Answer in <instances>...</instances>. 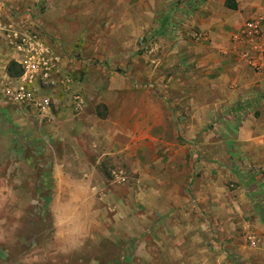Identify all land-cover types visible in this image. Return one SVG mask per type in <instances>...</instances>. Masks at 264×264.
<instances>
[{
    "label": "rangeland",
    "instance_id": "rangeland-1",
    "mask_svg": "<svg viewBox=\"0 0 264 264\" xmlns=\"http://www.w3.org/2000/svg\"><path fill=\"white\" fill-rule=\"evenodd\" d=\"M52 5L0 0V58L12 51L6 29L31 26L60 44L70 78L49 109L9 104L8 115L0 107V264H210L214 254L264 264V179L235 145L232 116L216 115V100L200 97L194 49L186 59L170 23L154 28L164 14L98 11L96 0ZM263 6L240 3L244 19ZM183 37L211 41L206 30ZM73 94L84 100L79 112ZM62 108L71 117L65 129ZM78 153L74 165L98 189L85 196L91 212L69 217L81 226H59L52 157L65 156L67 167Z\"/></svg>",
    "mask_w": 264,
    "mask_h": 264
},
{
    "label": "crops",
    "instance_id": "crops-1",
    "mask_svg": "<svg viewBox=\"0 0 264 264\" xmlns=\"http://www.w3.org/2000/svg\"><path fill=\"white\" fill-rule=\"evenodd\" d=\"M55 1L56 0H22L25 5L30 6L37 2H47L51 8L54 7L52 4L55 3ZM83 1L85 4L93 2V0ZM234 1L237 5L236 9L226 7L225 0H163L164 6L167 5V7L163 6L158 10L156 8L158 0H96V3L99 2L98 11L102 9V5H106L107 7L110 5H118L117 9H121L122 14H164L162 20H158L157 27L155 26L154 28L161 33L164 31L165 25L170 23L169 26L174 27L173 34L178 33V36L175 37L178 38L177 44L183 47L184 52H187L188 56H186V59L191 58L192 55H190V52L191 49H194L196 54L195 63L197 64L196 84L201 90L200 97H202V100H216V115L221 116L223 114H228L229 117L232 116L231 121H233V123L228 125L229 129L233 128L234 142H237L235 145L243 149L242 154H244L245 161L252 166L253 170L255 167L259 169L261 176L258 178L263 180L264 70H255L248 66L246 62L239 57L237 51L233 49L230 43V34L247 19L244 18L247 15L246 13H248V11L246 12L240 9L242 0ZM68 2H70L71 6L74 8L73 4L77 2V0H68ZM103 9L106 8L103 7ZM157 11L158 13H156ZM260 11L254 14L257 15ZM229 14L235 15H232L233 17H228ZM28 18L29 17H26L25 20L20 18V21L23 20V22L27 23ZM190 29L199 30L201 32L203 30L208 31L211 35V41L192 42L184 38V31L187 30L188 32ZM9 53L11 55L7 53L5 57L0 58V107L3 113L8 115L11 111L10 106H14L18 112H25L24 110L28 107H20L14 104L8 106L9 104L5 102L2 96L1 87L9 77L6 72L7 63L15 58V54L12 51ZM65 63L66 60L64 57L63 66L66 65ZM209 82H211L212 85L211 94L209 93V89H207V84ZM29 108L35 110L34 108ZM50 112L51 111H49V113ZM52 116L55 117L54 114H52ZM56 117L61 121L62 129L68 126V123L65 122L66 118H71L66 108H62ZM80 125L83 126V124H76L75 126L80 127ZM82 129H84V126ZM66 137H68V140L65 141L69 143L71 138L68 135H66ZM74 142L77 143V141ZM72 147L74 151H76L79 145ZM78 158L83 159L78 153L75 157L77 160H71V163L69 162L66 167V162L68 160L65 156L59 157L55 155V157H52L53 165L51 167V178L53 180L54 191L52 209L55 211H62V215L59 217V224L60 222L62 223L59 226H64L66 224L68 226H81L77 224L76 218L69 217L72 215L77 216L75 212L80 214L84 211H92L93 202L90 198L85 196L90 195L95 189L97 190L98 187L91 186V184L89 185L85 181V177L88 176V173H82L80 170L81 167L74 165L79 162ZM252 172L253 171L249 174L251 175L250 177L254 178ZM260 207L262 212H264V204ZM102 215L103 213L100 212V216ZM188 222L191 224V227H200V224L197 222H191L189 220ZM131 225L133 226V224ZM186 225H188L187 222H184V226ZM59 240L57 239L58 243ZM203 251L209 253V250L207 251L205 247H201V257L203 256L206 258L207 256L203 255ZM214 255L215 256L211 258L210 264H228L223 254Z\"/></svg>",
    "mask_w": 264,
    "mask_h": 264
},
{
    "label": "built area",
    "instance_id": "built-area-1",
    "mask_svg": "<svg viewBox=\"0 0 264 264\" xmlns=\"http://www.w3.org/2000/svg\"><path fill=\"white\" fill-rule=\"evenodd\" d=\"M30 27L6 29V44L15 54L14 61L21 72L7 78L1 93L8 104L45 110L55 104L57 92L68 91L70 78L62 73L65 56L60 45L40 38L29 30ZM201 36L196 35L197 38ZM230 43L248 66L264 70V8L230 34ZM83 107L84 100L73 94L72 109L79 112Z\"/></svg>",
    "mask_w": 264,
    "mask_h": 264
},
{
    "label": "trees",
    "instance_id": "trees-1",
    "mask_svg": "<svg viewBox=\"0 0 264 264\" xmlns=\"http://www.w3.org/2000/svg\"><path fill=\"white\" fill-rule=\"evenodd\" d=\"M225 6L231 9H236L237 5L234 0H225ZM6 72L11 77H16L20 74V66L14 61L11 60L6 66Z\"/></svg>",
    "mask_w": 264,
    "mask_h": 264
}]
</instances>
